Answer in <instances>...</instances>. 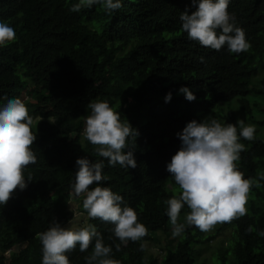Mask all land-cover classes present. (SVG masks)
I'll return each instance as SVG.
<instances>
[{"label": "trees", "instance_id": "1", "mask_svg": "<svg viewBox=\"0 0 264 264\" xmlns=\"http://www.w3.org/2000/svg\"><path fill=\"white\" fill-rule=\"evenodd\" d=\"M74 2L0 0V22L15 30V39L0 47V100L21 98L36 134V162L23 169L31 181L0 206V264H41L39 234L53 218L64 226L73 220L71 198L85 215L83 226L91 223L105 244H119L112 225L88 217L84 197L76 199L71 189L78 157L102 159L96 155L98 145L83 135L86 105L96 100H107L138 132L129 141L136 167L108 166L105 159L103 183L135 210L147 234L119 251L113 247V259L120 264H198L202 247L228 231L230 240L213 256V264H264V236L258 235L264 231V179H259L264 175V122L254 118L264 114L257 101H264V0H229L228 11L250 44L239 54L188 38L179 15L190 0H122L112 14L100 4L71 12ZM182 86L196 99L188 101L178 93ZM205 116L222 124L241 118L255 125L252 141L240 139L245 147L235 162L246 178L257 181L249 190L245 214L221 222L215 236H205L186 223L185 206L177 221L185 228L174 247L165 248L159 263L148 260L144 242L156 241V233H169L165 201L180 192L166 171L180 146L175 134ZM17 246L21 248L13 254ZM91 251L90 243L85 252L77 246L66 255L70 264H85Z\"/></svg>", "mask_w": 264, "mask_h": 264}, {"label": "clouds", "instance_id": "2", "mask_svg": "<svg viewBox=\"0 0 264 264\" xmlns=\"http://www.w3.org/2000/svg\"><path fill=\"white\" fill-rule=\"evenodd\" d=\"M96 4L112 14L121 8L122 0H75L69 11L79 12ZM228 5L229 0H190V5L179 15L181 30L190 40L215 51L222 48L236 54L247 51L250 44L244 29L237 25ZM188 7L194 10L189 13ZM14 39V28L0 22V47ZM177 91L188 101L196 99L188 87L182 86ZM163 99L166 103L170 101L171 93H166ZM86 107L89 112L84 117L83 135L89 143L98 145L96 155L102 159L90 162L87 157H78L75 160L72 194L76 199L84 197L82 207L88 217L112 225V234L119 244H105L91 223L83 227H66L53 218L48 228L39 234L41 264H70L66 253L77 246L83 253L90 243L92 251L84 257L85 264H120L112 258V248L119 251L121 245L140 240L147 234V228L138 221L135 210L103 183L107 180L103 174L105 159L108 166L136 167L129 141L135 139L138 132L125 118L121 119V113L107 100L89 102ZM32 125L33 119L21 98L13 96L0 100V206L6 203L13 190H23L27 187L26 181H31L23 175V169L36 162L32 149L36 134ZM254 133L255 125L245 124L243 120L222 124L205 116L199 122L195 119L187 122L175 134L180 146L166 163V171L180 192L165 201V214L172 225L173 236L184 231L185 224L177 221L185 206L189 209L186 223L201 231L245 214L249 190L257 181L246 178L235 162L245 147L240 139L252 141ZM259 179H264V175ZM94 182L95 185L89 188ZM258 235L264 236V231ZM140 247L143 249L144 245Z\"/></svg>", "mask_w": 264, "mask_h": 264}, {"label": "rangeland", "instance_id": "3", "mask_svg": "<svg viewBox=\"0 0 264 264\" xmlns=\"http://www.w3.org/2000/svg\"><path fill=\"white\" fill-rule=\"evenodd\" d=\"M264 107V101L258 100ZM254 118L256 122L261 123L264 122V114L255 113ZM240 120H242L240 118ZM70 206L73 210L74 218L73 220L66 226H80L82 227L85 222V215L79 213L78 209L74 206V200L71 198ZM221 225V222L215 223L209 230L205 231V236H215L216 229ZM156 241H146L144 242L145 250H146V258L149 260L155 259L158 263L164 256L165 248L169 245V247H174V244L179 239V235H172V227L169 230L167 235L162 233L155 234ZM230 240V232H223L220 236L215 237L212 241L207 242L201 250V258L198 260V264H213V256L217 253L220 248H223L227 245ZM21 247H16L12 250V253L15 254ZM6 257H10V255H6Z\"/></svg>", "mask_w": 264, "mask_h": 264}]
</instances>
